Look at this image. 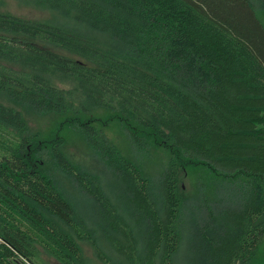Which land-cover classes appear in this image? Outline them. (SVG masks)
I'll use <instances>...</instances> for the list:
<instances>
[{"label":"trees","instance_id":"1","mask_svg":"<svg viewBox=\"0 0 264 264\" xmlns=\"http://www.w3.org/2000/svg\"><path fill=\"white\" fill-rule=\"evenodd\" d=\"M23 1L63 23L0 12V264H93L81 243L102 264H175L179 175L195 165L243 191L191 225L201 257L188 264H255L264 243V0ZM19 109L73 115L117 190L73 164L62 141H41ZM94 109L123 122L137 147L149 138L169 151L155 185L86 123ZM42 144L78 197L45 170ZM196 236L190 229L185 244Z\"/></svg>","mask_w":264,"mask_h":264},{"label":"rangeland","instance_id":"2","mask_svg":"<svg viewBox=\"0 0 264 264\" xmlns=\"http://www.w3.org/2000/svg\"><path fill=\"white\" fill-rule=\"evenodd\" d=\"M0 12L39 23L56 25L63 23L62 19L51 11L26 5L23 0H0ZM19 110L22 112L23 119L28 124L31 132L40 133L41 141H62L64 151L73 164L97 175L105 192L112 191V188L114 191L117 190V183L109 179L111 174L104 160L88 146L78 129L72 127L73 115H54L36 113L27 109ZM80 118L85 120L84 117ZM86 123H90L96 130L101 132L104 139L114 146L119 154L138 167L143 175L152 181V186L159 181L169 160V151L166 148L155 144L149 138H145L143 145L137 147L131 142L125 124L118 118L113 117V114L108 110L94 109L90 111L86 115ZM139 137H141L140 134ZM40 153L45 170L55 178L56 184L70 193L71 196L78 197L77 192H79V189L77 185L75 186L73 182L66 180L67 177L54 166L49 145L42 144ZM241 184L240 180H224L222 176H218L213 171L200 165L185 167L181 171L179 175V193L183 203L181 213L182 245L175 257V264L200 261L199 239L196 236L197 233L193 230L194 226L191 225L196 223L197 226H201L207 221L208 212L206 209L217 210L224 206L236 204L239 197H242L243 188H241ZM190 229L191 233L196 236L193 239L192 248H190L189 243L185 244ZM81 248L84 255L93 264H102L95 258L86 244L81 243ZM44 259L50 264H55L46 257ZM254 263L264 264V243L260 245L256 252Z\"/></svg>","mask_w":264,"mask_h":264},{"label":"bare ground","instance_id":"3","mask_svg":"<svg viewBox=\"0 0 264 264\" xmlns=\"http://www.w3.org/2000/svg\"><path fill=\"white\" fill-rule=\"evenodd\" d=\"M142 145H143V143H142ZM144 145H145V143H144ZM141 149V148H140ZM110 173V172H109Z\"/></svg>","mask_w":264,"mask_h":264}]
</instances>
